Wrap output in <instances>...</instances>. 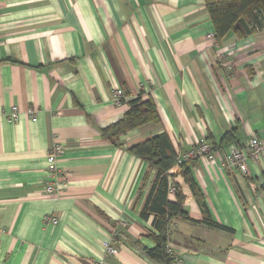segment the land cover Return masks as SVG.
<instances>
[{"label": "crops", "instance_id": "crops-1", "mask_svg": "<svg viewBox=\"0 0 264 264\" xmlns=\"http://www.w3.org/2000/svg\"><path fill=\"white\" fill-rule=\"evenodd\" d=\"M139 95L160 122L103 138ZM160 134L178 157L210 146L189 168L221 226L171 169L188 215L169 230L175 264H264V153L246 176L226 160L264 143V28L217 41L204 0H0V264H158L141 217L157 171L129 149ZM56 141L68 181L45 196Z\"/></svg>", "mask_w": 264, "mask_h": 264}, {"label": "trees", "instance_id": "trees-1", "mask_svg": "<svg viewBox=\"0 0 264 264\" xmlns=\"http://www.w3.org/2000/svg\"><path fill=\"white\" fill-rule=\"evenodd\" d=\"M204 3L217 41L228 33L245 38L264 28V0H204ZM159 122L160 117L154 100L148 98L143 101L139 95L130 103L128 112L120 122L102 130V137L116 143L121 136L133 129ZM129 151L157 171L156 181L141 214L144 220L152 218V231L148 238L155 244V247L153 249L144 247L143 251L149 260L158 264H175V258L168 248L169 230L175 219L188 220V215L183 211V195L178 187L171 185L169 181V177H172L169 175L171 169L178 166L179 173L202 208L205 216L203 223L212 228L221 229V226L211 220L203 195L191 175L190 163L179 164L178 155L166 134L148 139L131 147ZM171 187L174 188L176 203L168 200Z\"/></svg>", "mask_w": 264, "mask_h": 264}, {"label": "built area", "instance_id": "built-area-1", "mask_svg": "<svg viewBox=\"0 0 264 264\" xmlns=\"http://www.w3.org/2000/svg\"><path fill=\"white\" fill-rule=\"evenodd\" d=\"M210 35L209 38H212ZM115 98L117 103L125 100L124 93L121 89H117L115 92ZM20 110L18 107L13 106L8 113H6V118L9 122L15 123L20 117ZM32 121H36L34 112H29ZM64 147L58 141L49 150L47 154V173L48 179L45 182L44 194L45 196H54L62 191L67 180V175L59 170L57 164L62 156ZM211 153V148L206 142H201L195 146L191 151L178 157L179 164L186 162H192L199 158H206ZM264 153V143L258 138H252L243 148H234L229 155L226 156L227 163L238 170L242 176H246L248 173V163L257 162ZM172 188L170 192H173ZM46 223L57 224V220L54 217H47ZM107 255H115V249L112 246L107 247ZM99 264H106L105 262Z\"/></svg>", "mask_w": 264, "mask_h": 264}, {"label": "rangeland", "instance_id": "rangeland-1", "mask_svg": "<svg viewBox=\"0 0 264 264\" xmlns=\"http://www.w3.org/2000/svg\"><path fill=\"white\" fill-rule=\"evenodd\" d=\"M190 163V162H189Z\"/></svg>", "mask_w": 264, "mask_h": 264}]
</instances>
